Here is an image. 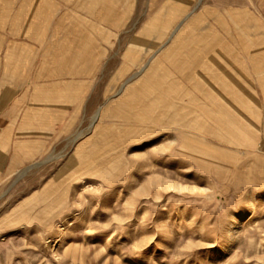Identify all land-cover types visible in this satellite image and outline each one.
<instances>
[{
	"label": "rangeland",
	"instance_id": "1",
	"mask_svg": "<svg viewBox=\"0 0 264 264\" xmlns=\"http://www.w3.org/2000/svg\"><path fill=\"white\" fill-rule=\"evenodd\" d=\"M73 7L89 81L0 182V264H264V0Z\"/></svg>",
	"mask_w": 264,
	"mask_h": 264
},
{
	"label": "crops",
	"instance_id": "2",
	"mask_svg": "<svg viewBox=\"0 0 264 264\" xmlns=\"http://www.w3.org/2000/svg\"><path fill=\"white\" fill-rule=\"evenodd\" d=\"M81 20L73 0H0V182L48 148L51 124L75 116L74 85L89 81L74 76L90 60Z\"/></svg>",
	"mask_w": 264,
	"mask_h": 264
},
{
	"label": "bare ground",
	"instance_id": "3",
	"mask_svg": "<svg viewBox=\"0 0 264 264\" xmlns=\"http://www.w3.org/2000/svg\"><path fill=\"white\" fill-rule=\"evenodd\" d=\"M97 116H98V113H97Z\"/></svg>",
	"mask_w": 264,
	"mask_h": 264
}]
</instances>
